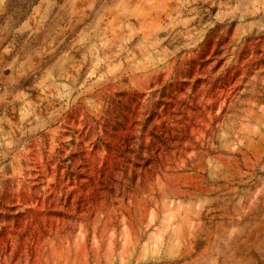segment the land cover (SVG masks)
<instances>
[{"label": "rangeland", "instance_id": "rangeland-1", "mask_svg": "<svg viewBox=\"0 0 264 264\" xmlns=\"http://www.w3.org/2000/svg\"><path fill=\"white\" fill-rule=\"evenodd\" d=\"M0 264H264V0H0Z\"/></svg>", "mask_w": 264, "mask_h": 264}]
</instances>
